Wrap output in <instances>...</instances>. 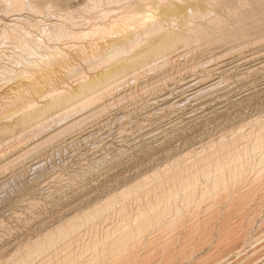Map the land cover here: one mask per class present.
<instances>
[{
    "label": "bare ground",
    "instance_id": "1",
    "mask_svg": "<svg viewBox=\"0 0 264 264\" xmlns=\"http://www.w3.org/2000/svg\"><path fill=\"white\" fill-rule=\"evenodd\" d=\"M1 2L11 8V14L9 20L0 19V148L5 140L9 144L15 133L27 129L28 132L44 129L53 122L58 125L77 119H105L108 117L105 110L110 104L105 97L113 93L111 90L122 97L118 92L122 84L131 86L149 73L157 76L151 82L157 84L144 83L142 89L157 90L158 94L148 103L156 105L175 93L177 101H169L162 108H179L185 101L193 100L205 111L211 99L208 97L212 96L209 93L225 83L224 74L252 62L255 63L246 66L243 74L260 70L263 65L257 62L264 53L258 49L248 55L243 53L245 51L243 55L238 54L240 56L234 58L237 63L233 60L235 66H230V62L210 66L196 61L197 65L192 62L177 71L170 68L172 62L186 61L193 48L198 50L209 41L235 40L244 45L264 39V0H86L80 4L78 12L61 14H55L54 9L50 11L52 6L48 3L42 7L34 0ZM25 9L40 14L47 11L46 15L58 18L53 17V22L44 25L40 24L43 21L40 19L37 24L35 19L23 16ZM30 27H37L40 33L33 34ZM146 113L144 115L148 116ZM3 137H6L4 141ZM2 151L0 159L7 155ZM192 153L182 164L169 167L166 173L156 171L122 190L117 207L109 197L85 217L93 226L99 214H109L117 208L120 220L116 225L98 231L89 229L86 233L83 227L70 224L69 220L55 231L30 241L20 262L15 264H264V119L231 138L222 135L216 141L202 144ZM61 175L55 178L64 180L65 176Z\"/></svg>",
    "mask_w": 264,
    "mask_h": 264
},
{
    "label": "rangeland",
    "instance_id": "2",
    "mask_svg": "<svg viewBox=\"0 0 264 264\" xmlns=\"http://www.w3.org/2000/svg\"><path fill=\"white\" fill-rule=\"evenodd\" d=\"M34 1H36V3H38L42 7H45L48 3V5L52 6L50 11L53 12L55 10L54 11L55 14L56 13L61 14L62 12L64 13L65 11L66 12H78L79 9L81 8V5H83V2L84 1L86 2V0H34ZM0 9H2L0 10V19H2L3 21L9 20L10 14H11L9 10L11 8L8 7V5L5 4L4 2H1ZM25 11L27 12L25 13ZM31 12L32 11L25 9L22 11V14L24 17H26L27 15L26 18L31 19L33 21L35 19L34 22H36L37 24H39L41 22L40 19H42L43 21L40 23L41 25H44L45 23L49 24L53 22L54 19L58 18V16L55 17L56 15L53 16L55 17L54 19L53 17L50 16V14L46 15L48 13L47 11L46 13H41V14L36 13V12H32V13ZM30 29H32L33 34L38 35L40 33L37 27L35 28L30 27ZM34 31H36V33ZM209 42H211L212 44H210ZM209 42H206L205 43L206 45L204 44V46H202L203 45L202 44L201 45L202 47L198 46L200 47V49L198 48V50H197V47L193 48L192 53H190V57L186 61L179 60V61H176L177 63L172 62V64L170 65H172L173 67L170 66V68L174 71L175 70L177 71L179 68H184L185 66H188V65L190 66L192 62H195L194 65L200 64V62L201 63L206 62V64L210 66L214 64L223 65L224 62L225 63L230 62L229 63V65L231 64L230 66H235V64L237 63L235 59L238 58L240 55H243L242 54L243 51H245L243 53L246 55H248L249 53H253L254 51L258 49H260V53L264 52L263 50L264 49V39L255 40L251 44H244L245 46L243 44H240L241 45L240 46L239 44L235 42V40L228 41L227 42L228 44L224 41H223L224 43L222 41L217 42V40L209 41ZM236 44L239 46H237ZM229 46L230 47L232 46V47L230 48ZM214 48H215V51L213 52ZM211 52L213 53L211 54ZM194 57L196 59L199 57L200 58L196 60ZM201 57L202 58L205 57L204 59L206 60L202 59ZM211 57L213 58L215 57V58L213 59ZM228 58L230 59L228 60ZM189 59H190V62H188ZM233 60L236 63H234ZM196 61H197V64H196ZM257 62H262L264 65V53L261 54V57L259 59H257ZM181 63H183L184 65L183 64L181 65ZM253 63L255 62H252L246 66H249ZM263 65L261 69L259 68L260 70L258 69L254 71L252 70L250 71L251 73L247 72L243 74V72L246 71L245 69L246 66L243 65V66H239V68L238 67L233 68L231 72L228 74H224L225 79L223 82L225 83H222L223 86L221 85L219 86V89L217 87L216 88L217 90L216 89L214 91L212 90L211 93H209V94H212V96L208 97V99L211 98L207 101L209 104H207L206 102L207 104L206 105L207 107L205 108V111L207 110L206 112L204 111V109L200 110L198 107L199 105H196L198 104V102L197 101L195 102L193 100L192 101L189 100L190 102L185 101L184 102L185 106L184 105L179 106V108L181 107L180 109L178 107L172 108L169 110L168 108L167 109L165 108L166 110L162 108V107L167 106V105L164 106V104H169V101L170 103L177 101L175 99H177L178 95L175 96V93L172 94V97L170 95V97L168 98L169 100L166 99L164 101L158 102V104L156 103L157 106L148 103L150 102L149 99L155 98L153 96L158 94L157 90L151 91L152 89L151 90L142 89L146 83L149 86H153L157 84V82L153 84L151 83L156 79L157 76L154 73L153 74L149 73L150 76L146 75L142 78L140 77L141 79L140 78L138 79L140 82L138 80L135 82H132L133 84L131 86L122 84L120 88L118 89V92H121L122 97H119L113 94V93H116V91L111 90L113 93L110 91L112 94L105 97V99L106 98L109 99V101L107 100V104L110 103L107 105L108 107H106V110H105V113L107 112L106 116H108L105 119L97 118V117L93 119L83 120V121H78L77 119L75 121L68 122V123L61 122L58 125H57V122H53L52 124H48L46 126L47 128L45 127L47 130H44L45 128L39 129L40 132L43 131L42 134L39 132V130H35V131L30 130V132H28V129L22 132H18L17 135L15 133L14 134L15 136L11 137V139L14 138L13 141H11L9 144L5 143V141L7 140H5L6 137L5 138L3 137V141L4 140L5 141L4 142L2 141L4 144L1 146L2 148H0L1 150L0 153L2 154L3 153L2 150H5L4 152L5 153L7 152L6 153L7 155H5L7 158L4 156L3 159H0L1 164L3 165V166L0 165V180L2 179L0 181L1 183L0 184L1 185L0 186V194H1L0 199L3 198V200L2 199L0 200V201H3L2 203L0 202V263L1 264L19 263L22 258V255H24V253L27 251L28 244L30 241L36 238L43 237L45 234L51 232L52 230L55 231L59 225H61L64 222L66 223L69 220L70 222H72L70 224L83 227L81 229L83 231H86V233L90 232L88 231L89 229L95 228L98 231L102 229H107L108 226L116 225L120 220L119 218L120 216H119V212L117 211V208H115L109 214H106V213L99 214V216H97L94 220V225H93L94 227L92 226V223H90V221L88 222L85 221V217L88 212H92L93 209L97 205L105 202L107 199H109V197H111L112 203L115 204V207H117L119 204V200H121L122 198L121 196L122 190L136 184L140 180H143L144 178L152 175L156 171H159V172L162 171L161 173L164 174L166 173V170L169 169V167H172V166L176 167L177 164H182L185 158L192 155L193 154L192 151L196 149L197 147H199L200 145L216 141L222 135L227 136V138H231L233 134H236L240 132L241 130L246 129L248 126L253 125L258 120H263L264 119V66ZM235 74L237 77L235 76ZM154 75H155V78H154ZM226 78H228L232 82ZM146 81H149V82H146ZM227 83L228 84L230 83L231 85L229 84L230 86L228 87ZM133 85H136V86H133ZM131 87L133 89H131ZM134 88H137V89H134ZM123 91L126 93H124ZM127 93H129V95ZM146 96L149 98H147ZM215 96H220V97L218 98ZM117 98L120 100H118ZM180 98L181 97H178V99ZM213 98L214 100H212ZM113 102L115 103L113 104ZM185 103H188V104H185ZM123 106L125 107L123 108ZM154 107H156L157 109ZM192 108H194V110ZM153 109L155 112L152 111ZM173 111L176 112V115ZM207 112H210V113H207ZM145 113L148 114V116L144 115ZM164 113L165 115H163ZM194 114H196V116ZM121 115L122 116L124 115L125 118L124 116L122 117ZM144 117H146L147 119ZM160 117H163V118H160ZM167 119H169L168 121L169 123L172 121L170 123L172 125H169V123L167 122ZM94 120L95 121L97 120L96 121L97 123ZM176 120L177 121L179 120L180 122L178 121L177 123ZM125 121L126 123H124ZM91 122L95 123V125H93L94 128L91 127L92 125ZM73 123L77 125L74 126ZM108 123L110 126H108ZM60 124L63 126H61ZM49 125L50 127H48ZM56 127H58V129ZM109 127H111V129ZM143 132L145 134H143ZM70 133L72 136L69 135ZM93 134L95 135V137ZM149 135L151 136L148 137ZM34 139H37V141H35ZM67 139L69 140L67 141ZM70 143L72 144L73 147L71 146ZM26 144L27 145L29 144V145L27 146ZM54 145L55 146L57 145L56 148ZM61 145H64V146L62 147ZM19 146L20 147L24 146L22 147L23 150L20 149ZM92 147L93 149L96 148L95 149L96 151L93 150ZM15 148H17L16 151L20 150L19 152H17V154L15 151ZM51 151L52 152L54 151L56 153L53 152L52 154ZM49 152H51V154ZM8 154L9 155L11 154L12 156L11 155L9 156ZM28 156H30L29 158L33 160H30V159L28 160ZM40 157L42 158V160ZM98 157H100L101 161L102 160L103 161L101 162ZM23 158H25V160L29 162L27 163ZM6 159L10 161H7ZM2 160L4 163H2ZM13 163H14V166H13ZM32 164H35V165L31 166ZM9 165H11L12 168ZM16 165H18L20 168L22 167L21 168L22 170L21 169L19 170L18 169L19 167ZM40 169L43 171H41ZM23 170L26 172H24ZM10 172L11 174H16V175H11ZM60 172L62 173V175ZM39 174L41 175L45 174V176L42 175L43 178H41V175ZM58 174H60L61 176H65V178L62 177L64 180L58 177H57L58 179L55 178ZM9 177L10 179L12 177V179L14 180L11 179L10 181H8ZM3 179L4 180L8 179L7 180L8 183H6L7 185L6 184L3 185L5 183ZM9 185L12 187V189H13V186L15 188L12 190L10 189ZM7 186L9 188H7ZM24 186L25 188H23ZM16 187L19 188L21 191L17 189ZM21 187L23 188V190ZM9 189L11 191H7ZM6 191L9 193H7ZM9 194H11L13 197ZM24 197L26 198L23 199ZM14 255L16 256L15 259L13 258Z\"/></svg>",
    "mask_w": 264,
    "mask_h": 264
}]
</instances>
